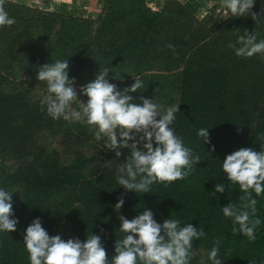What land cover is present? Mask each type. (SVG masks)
Instances as JSON below:
<instances>
[{
  "label": "trees",
  "instance_id": "1",
  "mask_svg": "<svg viewBox=\"0 0 264 264\" xmlns=\"http://www.w3.org/2000/svg\"><path fill=\"white\" fill-rule=\"evenodd\" d=\"M3 4L16 23L0 27V187L16 192L12 218L18 223L16 231L0 233V264H30L23 236L37 218L50 236L64 240L99 235L111 259L123 239L118 217L131 220L143 207L159 223L171 215L203 228L206 236L194 240L193 249L210 251L219 240L222 260L264 264V194L252 193L261 220L255 240L234 233L238 225L221 210L241 202L238 186L230 197L227 188L211 194L215 183H228L221 169L227 155L264 151V55L239 58L228 46L244 30L264 39V24L257 29L251 16L201 20L180 0H166L161 11L148 0H101L96 19ZM262 8L256 0L253 12L264 18ZM57 59H68L84 102L79 88L107 65L110 82L121 90L132 77L143 80L144 88L132 94L136 103L143 97L164 107L179 104L176 134L201 162L185 179L157 182L148 194L119 187L116 169L127 150L116 158L100 149L87 125L53 120L41 110L46 84L36 79L37 70ZM202 127L210 128V143L197 135ZM122 195L125 204L115 211ZM190 264L199 263L192 258Z\"/></svg>",
  "mask_w": 264,
  "mask_h": 264
},
{
  "label": "clouds",
  "instance_id": "2",
  "mask_svg": "<svg viewBox=\"0 0 264 264\" xmlns=\"http://www.w3.org/2000/svg\"><path fill=\"white\" fill-rule=\"evenodd\" d=\"M255 3L256 0H221V7L226 19L251 16L258 29L264 24V18L253 12ZM261 3L264 4V0ZM261 13H264V8ZM15 23V18L10 16L3 0H0V27ZM228 46L239 58L264 55V39H258L257 30L251 34L244 30L235 43ZM110 72L112 68L100 66L95 79L79 88V95L87 97L84 102L78 98L75 78L69 77L68 59L52 60L40 66L36 79L46 84V92L40 99L41 110L53 120L87 125L94 133V139L100 143V149L114 153L116 158L123 155L122 150H127L128 155L116 169V182L126 192L148 194L157 182H173L188 177L201 158L176 134L173 125L179 104L164 107L154 98L143 97L141 103H136L132 94L144 88L143 80L131 76L134 82L121 90L110 82ZM112 79L123 78L113 76ZM209 129L202 127L198 130L197 135L203 144L210 143ZM221 169L228 183H215L211 194H224L227 188L230 197L233 188L238 186L244 193L240 197L241 202H231L221 210L225 218H231L233 224L238 225V228H233L234 233L255 240L261 220L256 217L258 201L252 193L256 196L264 194V151L257 152L252 148L236 150L221 162ZM13 193L16 192L0 187V233L16 231L18 220L12 218ZM124 204L122 195L114 210L119 211ZM142 209L131 220L123 215L118 217V232L123 234V239L116 240L115 255L111 259L99 235L91 233L84 242L64 240L60 235L50 236L37 218L23 236L30 264H190L193 241L206 236L203 228L194 227L191 223L182 224L171 215L159 223L151 209ZM207 261L209 264H224L220 258L219 240L208 252Z\"/></svg>",
  "mask_w": 264,
  "mask_h": 264
},
{
  "label": "rangeland",
  "instance_id": "3",
  "mask_svg": "<svg viewBox=\"0 0 264 264\" xmlns=\"http://www.w3.org/2000/svg\"><path fill=\"white\" fill-rule=\"evenodd\" d=\"M184 3H187L186 0H181ZM195 1V0H194ZM34 1H30L29 4L31 5ZM68 5L63 6L62 10H67L70 13L76 14L80 17L86 18H97L98 13L100 12L98 0L89 1L88 5H85L84 0H65ZM165 0H148V5L150 8H161L164 5ZM196 15L201 19L205 20L209 16L221 17L226 19L224 16V10L221 7V0H196L194 2ZM61 11V10H60ZM209 250L206 248H197L192 250V258L199 264H209L207 261V255ZM224 261V260H223ZM224 264H230L227 261H224Z\"/></svg>",
  "mask_w": 264,
  "mask_h": 264
},
{
  "label": "crops",
  "instance_id": "4",
  "mask_svg": "<svg viewBox=\"0 0 264 264\" xmlns=\"http://www.w3.org/2000/svg\"><path fill=\"white\" fill-rule=\"evenodd\" d=\"M11 1L19 2L21 4H24V5L30 6V7H35V8H40V9H44V10H49V11H52V12H59L60 10H62L61 8L63 6L68 5V3L65 2V0H47L48 1L47 4L45 3L46 0H32L34 2L31 5L29 4V2L31 0H11ZM89 1H93V0H84L85 5H88ZM98 1H99L98 5H99V8H100V1L101 0H98ZM186 1H187V3H184L183 1H181V2L183 4H185L187 7H189L191 10L194 11V9H195L194 2L196 0L195 1L194 0H186ZM162 8H163V6L160 9L159 8L158 9L157 8H152V9L153 10H157V11H161ZM98 15H99V13H98ZM94 19H96V18H94Z\"/></svg>",
  "mask_w": 264,
  "mask_h": 264
}]
</instances>
